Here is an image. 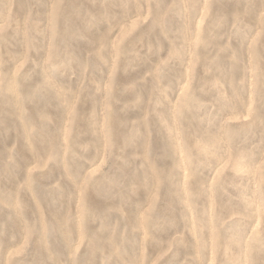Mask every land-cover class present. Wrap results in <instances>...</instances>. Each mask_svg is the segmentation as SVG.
Returning <instances> with one entry per match:
<instances>
[{"label": "rangeland", "instance_id": "374dc122", "mask_svg": "<svg viewBox=\"0 0 264 264\" xmlns=\"http://www.w3.org/2000/svg\"><path fill=\"white\" fill-rule=\"evenodd\" d=\"M0 264H264V0H0Z\"/></svg>", "mask_w": 264, "mask_h": 264}]
</instances>
